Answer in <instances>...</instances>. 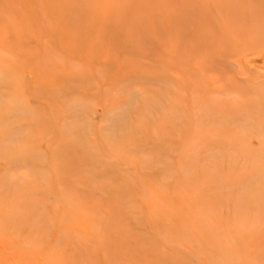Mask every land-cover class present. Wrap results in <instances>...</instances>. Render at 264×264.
<instances>
[{"label": "rangeland", "instance_id": "rangeland-1", "mask_svg": "<svg viewBox=\"0 0 264 264\" xmlns=\"http://www.w3.org/2000/svg\"><path fill=\"white\" fill-rule=\"evenodd\" d=\"M0 264H264V0H0Z\"/></svg>", "mask_w": 264, "mask_h": 264}]
</instances>
